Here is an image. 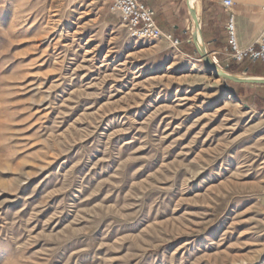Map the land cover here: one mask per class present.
Here are the masks:
<instances>
[{"label": "rangeland", "instance_id": "1", "mask_svg": "<svg viewBox=\"0 0 264 264\" xmlns=\"http://www.w3.org/2000/svg\"><path fill=\"white\" fill-rule=\"evenodd\" d=\"M146 41L0 0V264H264V98Z\"/></svg>", "mask_w": 264, "mask_h": 264}, {"label": "crops", "instance_id": "2", "mask_svg": "<svg viewBox=\"0 0 264 264\" xmlns=\"http://www.w3.org/2000/svg\"><path fill=\"white\" fill-rule=\"evenodd\" d=\"M104 1L107 2L111 10V1ZM222 1L201 0L203 42L216 55V59H222L227 70L230 67L233 69L236 66H240L242 69L243 67L245 68L244 71L246 74L239 76L231 73L233 76L241 78L247 77L256 81L264 80L263 61L250 62L245 60L242 64H239L228 61L224 55V50L228 45V31L226 27L231 14H234L236 17V30L240 46L249 47L257 43L264 30V0H234V6L228 12L223 7ZM142 2L154 10L159 29L166 34L172 35L174 39H179L181 44L178 47H174L172 42L166 38L146 42L160 46L165 45L177 55L188 56L196 53V47L190 43L188 33H191L192 36L195 34L197 37L196 30L198 29L200 31V29L197 26L198 21L191 18L189 0H142ZM233 84L239 90L248 88L253 93H257L249 99L245 98L251 103H259L260 98H264V83ZM243 96H246V94Z\"/></svg>", "mask_w": 264, "mask_h": 264}, {"label": "built area", "instance_id": "3", "mask_svg": "<svg viewBox=\"0 0 264 264\" xmlns=\"http://www.w3.org/2000/svg\"><path fill=\"white\" fill-rule=\"evenodd\" d=\"M111 1V12L117 14L128 33L129 38L138 41H156L166 38L178 47L181 41L174 39L170 34L161 31L156 23V16L153 9L149 8L142 0H109ZM223 7L228 12L234 6V0H223ZM236 17L231 14L226 30L228 31V45L224 55L228 61L242 64L243 61L264 62V30L257 43L249 47H242L238 41L236 30ZM189 41L192 44L193 36L188 33ZM214 58L216 55L214 54ZM219 64V63H218Z\"/></svg>", "mask_w": 264, "mask_h": 264}, {"label": "bare ground", "instance_id": "4", "mask_svg": "<svg viewBox=\"0 0 264 264\" xmlns=\"http://www.w3.org/2000/svg\"><path fill=\"white\" fill-rule=\"evenodd\" d=\"M201 0H190V7H191V10L192 12L197 16V20L199 21V23L201 22ZM196 35H197V44H198V47H200V50L201 52L204 54V56H208V61L209 63L212 64L213 66V73L216 75V76H219L221 78H223V80H225V75H224V70L219 66L218 62H217V59L214 58V57H209V53H208V50H207V47H205L204 45V42H203V39H202V36L200 34V31L197 29L196 30ZM233 78L237 79V80H247V79H251V78H247V77H237V76H233Z\"/></svg>", "mask_w": 264, "mask_h": 264}, {"label": "water", "instance_id": "5", "mask_svg": "<svg viewBox=\"0 0 264 264\" xmlns=\"http://www.w3.org/2000/svg\"><path fill=\"white\" fill-rule=\"evenodd\" d=\"M189 8H190L191 18L192 19H195L196 21H198L197 20V16L191 10L190 0H189ZM197 26L199 27V29L201 31V34H202V38H203L202 22H200V25H199V21H198ZM192 44H193L194 47H196V53L203 59V61L207 64V66L209 67V69L213 71V66H212L211 63H209L208 58H207L208 56L207 57L204 56V54L200 50V47H198L197 37L195 36V34L193 35ZM224 75H225V78H226L225 80L226 81L228 80L230 82L237 83V84H242L243 85V84H259V83H264V80H259V81H256V80H253V79L237 80V79L233 78L232 77L233 74L229 73L227 70L226 71L224 70Z\"/></svg>", "mask_w": 264, "mask_h": 264}, {"label": "trees", "instance_id": "6", "mask_svg": "<svg viewBox=\"0 0 264 264\" xmlns=\"http://www.w3.org/2000/svg\"><path fill=\"white\" fill-rule=\"evenodd\" d=\"M233 69H231V67L229 68V71H232Z\"/></svg>", "mask_w": 264, "mask_h": 264}]
</instances>
